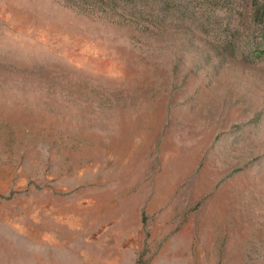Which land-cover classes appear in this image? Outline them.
I'll return each instance as SVG.
<instances>
[{"label": "rangeland", "instance_id": "obj_1", "mask_svg": "<svg viewBox=\"0 0 264 264\" xmlns=\"http://www.w3.org/2000/svg\"><path fill=\"white\" fill-rule=\"evenodd\" d=\"M165 1L0 0V264H264V22Z\"/></svg>", "mask_w": 264, "mask_h": 264}, {"label": "trees", "instance_id": "obj_2", "mask_svg": "<svg viewBox=\"0 0 264 264\" xmlns=\"http://www.w3.org/2000/svg\"><path fill=\"white\" fill-rule=\"evenodd\" d=\"M81 2H89V0H77ZM94 4H99L98 6L103 5H114L117 3L118 0H92ZM171 0H166L165 2L168 4ZM207 1V0H203ZM212 1V0H209ZM213 1H220V0H213ZM226 1V0H223ZM229 2V1H228ZM242 7L251 6L253 8V22H264V0H240L239 3ZM264 36V34L262 35ZM261 40H264V37H261Z\"/></svg>", "mask_w": 264, "mask_h": 264}]
</instances>
